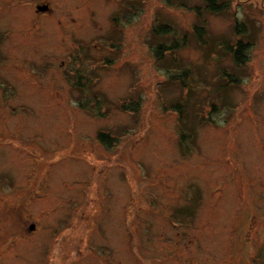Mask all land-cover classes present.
<instances>
[{
	"label": "rangeland",
	"instance_id": "rangeland-1",
	"mask_svg": "<svg viewBox=\"0 0 264 264\" xmlns=\"http://www.w3.org/2000/svg\"><path fill=\"white\" fill-rule=\"evenodd\" d=\"M0 264H264V0H0Z\"/></svg>",
	"mask_w": 264,
	"mask_h": 264
},
{
	"label": "trees",
	"instance_id": "trees-1",
	"mask_svg": "<svg viewBox=\"0 0 264 264\" xmlns=\"http://www.w3.org/2000/svg\"><path fill=\"white\" fill-rule=\"evenodd\" d=\"M241 45V43H240ZM242 47V46H241ZM243 49V47H242ZM242 49H237V51L235 52V57H236V61L237 62H241V59H242V56H243V52H242ZM98 140L101 142V143H104V144H107V145H111L112 146V143L115 141L114 137L112 138L108 133L106 132H100L98 134Z\"/></svg>",
	"mask_w": 264,
	"mask_h": 264
},
{
	"label": "water",
	"instance_id": "water-1",
	"mask_svg": "<svg viewBox=\"0 0 264 264\" xmlns=\"http://www.w3.org/2000/svg\"><path fill=\"white\" fill-rule=\"evenodd\" d=\"M48 9V6L47 5H39L38 6V11H46Z\"/></svg>",
	"mask_w": 264,
	"mask_h": 264
}]
</instances>
